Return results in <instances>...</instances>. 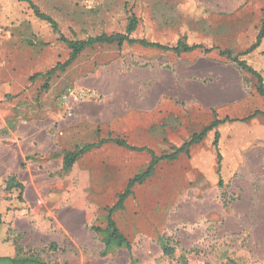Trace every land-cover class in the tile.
<instances>
[{
    "label": "rangeland",
    "instance_id": "obj_1",
    "mask_svg": "<svg viewBox=\"0 0 264 264\" xmlns=\"http://www.w3.org/2000/svg\"><path fill=\"white\" fill-rule=\"evenodd\" d=\"M33 2L58 32L28 3L0 0V257L36 255L45 264H264V115L219 126L189 156L161 163L133 189L125 209L113 215L130 252L103 256L97 229L106 227L107 210L151 157L108 143L70 170L63 167L67 153L101 139L122 138L161 155L208 126L214 113L244 119L264 112L257 78L221 56H239L256 43L264 0ZM132 16L139 21L135 39L171 47L185 39L204 49L177 55L97 45L49 74L70 57L62 37L126 33ZM239 59L264 85V38ZM211 87L223 98L208 109L195 91ZM87 109L96 119L87 118Z\"/></svg>",
    "mask_w": 264,
    "mask_h": 264
},
{
    "label": "trees",
    "instance_id": "obj_2",
    "mask_svg": "<svg viewBox=\"0 0 264 264\" xmlns=\"http://www.w3.org/2000/svg\"><path fill=\"white\" fill-rule=\"evenodd\" d=\"M22 2H26L30 5L34 14L37 18L42 21L49 23L55 31H59L58 25L55 20L42 13L38 7L34 4L33 0H20ZM139 26V21L135 16H132L129 19V23L127 25L126 33H118V34H101L95 37H88L84 40H68L64 37L61 38V41L66 44V46L71 51L70 57L63 64H58L53 70L50 71V75L56 72L58 69H65L70 66L73 62H75L79 56L84 53L88 49H92L97 45H107V46H123L125 44L130 46H141L147 49H158L167 52H174L177 55L181 54H190L197 50L204 49L201 45H189L185 39L179 40L176 46H167L161 45L155 42H149L145 39H135L132 35L137 31ZM264 38V22L261 27L260 33L257 37L256 43L245 53L233 57L230 52H222L221 56H228L229 59L233 60L240 69L247 71L249 74L253 75L257 78L259 82V87L257 89L258 94L261 97H264V85L260 74L251 68L245 61L240 60L239 58L243 55H247L250 52L254 51L258 48ZM206 52H211V50H206ZM264 115V112L255 111L252 115L244 118V119H219L214 113V120L206 127H204L199 133H194L191 138L185 142L181 147H174L170 152H165L161 155H156V153L147 148V147H134L129 145L126 140L122 138H106L101 139L99 142L85 144L81 147L76 148L75 151L69 152L64 156L63 167L64 170H70L75 163L80 160L84 155L88 154L92 150L99 149L105 144L114 143L120 148H124L133 152L144 153L146 152L150 157V162L145 170L135 175L131 178L125 188V190L119 195L117 203L109 208L107 217H106V227L104 229H97V232L100 233L102 237V242L104 244L103 256H107L109 253L118 250V249H127L129 252L132 250V245L127 239V237L120 231L117 226L115 220L113 219V215L119 211H123L125 209V202L133 195V189L136 186L143 185L148 179L152 178L155 174L156 168L163 162H174L177 161L181 155H190V149L194 146L200 145L207 138L208 134L213 132L216 128L226 123L233 122H247L250 121L257 116ZM219 140L220 133L216 132L213 147L217 153L218 166L220 171V162H221V154L219 151ZM11 182L15 183V179H11ZM17 187L23 189V186L20 183H15ZM2 226V220L0 218V227ZM165 253L170 255L172 251L170 249L165 248ZM0 264H45L38 256L36 255H18V256H2L0 257Z\"/></svg>",
    "mask_w": 264,
    "mask_h": 264
},
{
    "label": "crops",
    "instance_id": "obj_3",
    "mask_svg": "<svg viewBox=\"0 0 264 264\" xmlns=\"http://www.w3.org/2000/svg\"><path fill=\"white\" fill-rule=\"evenodd\" d=\"M195 95L197 98V101L199 103H201V105L206 106L208 109L211 108H215L216 106H218V103L221 101V99L223 98L222 93H220V91L218 89H215L213 87L211 88H206V89H198L195 91ZM216 105V106H215ZM103 116V110H100ZM85 115H88L87 118H95V116H93L94 114L92 112H90L88 109L84 111ZM99 117V116H98ZM98 123V122H97ZM101 123V122H99ZM182 146V145H181Z\"/></svg>",
    "mask_w": 264,
    "mask_h": 264
}]
</instances>
